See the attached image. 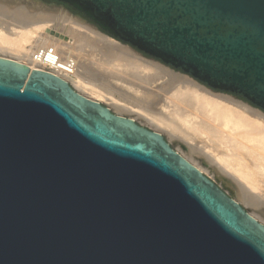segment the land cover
I'll return each mask as SVG.
<instances>
[{
    "label": "water",
    "instance_id": "water-1",
    "mask_svg": "<svg viewBox=\"0 0 264 264\" xmlns=\"http://www.w3.org/2000/svg\"><path fill=\"white\" fill-rule=\"evenodd\" d=\"M54 1L264 113V0ZM0 264H264V224L162 133L0 55Z\"/></svg>",
    "mask_w": 264,
    "mask_h": 264
},
{
    "label": "bare ground",
    "instance_id": "bare-ground-1",
    "mask_svg": "<svg viewBox=\"0 0 264 264\" xmlns=\"http://www.w3.org/2000/svg\"><path fill=\"white\" fill-rule=\"evenodd\" d=\"M32 8H10V4L0 1V53L11 54L16 59L25 61L30 69L45 70L35 53L40 49L52 47L58 58L56 71L52 73L64 79L70 78L74 84L110 102L116 111L128 109V112H137L142 117L145 116L142 120L165 131L171 138H183L188 155L205 156L208 164H214L222 173L238 183L236 188L239 187V190L235 194L240 201L253 209L263 207L264 188L261 189L262 184L259 183L256 173H264V117L258 111L241 102L215 94L188 77L174 75L165 67L162 69L159 64L144 61L138 58V55L121 49V46L98 40L97 37L96 41L91 42L96 45L101 42L98 48L103 51L101 50L97 63L93 64H99L101 68L93 70L92 75L83 74L80 69L87 65L74 63L75 54H72V48L70 50L56 46L53 36L43 32L47 19L53 16L52 20H59L61 15L37 13L33 12ZM58 27L60 29L62 26ZM67 29L66 26L62 27L64 32ZM68 34L74 37V44L79 37L77 35L83 33L69 29ZM88 37L87 39H90ZM49 45L50 47H47ZM77 46L73 48L76 54V50L84 48L82 45ZM114 86L119 89L124 87V92H128L130 99H141L139 101L143 103H140V106L133 105L125 97L114 93ZM148 88L156 90L150 92ZM158 101L162 104L155 110L154 105ZM194 125L206 128L213 137L223 139L226 149L222 156L217 157L209 153L208 150L213 149V146L206 142H212V139L201 141L190 136L187 129H192ZM239 150H242L240 153L244 152V155L237 153ZM217 159H223L225 167L217 163Z\"/></svg>",
    "mask_w": 264,
    "mask_h": 264
},
{
    "label": "rangeland",
    "instance_id": "rangeland-1",
    "mask_svg": "<svg viewBox=\"0 0 264 264\" xmlns=\"http://www.w3.org/2000/svg\"><path fill=\"white\" fill-rule=\"evenodd\" d=\"M0 1L5 2L7 4H10V8H12V7L13 8H16V7H33L34 9L33 8H32L33 10L31 9L33 12L43 13V14H48V15H54L55 14L56 16L61 15L59 20L58 19L56 20L55 18H54V20H52L51 17H53V16H51L49 19H47V21H46L47 22L46 23V29L43 32L44 33L45 32L49 33V32H47V29H50L53 32H56L57 35L54 34L53 32L49 33L51 36H53V39H55V42L57 44L56 46H60V47L62 46L61 48H63V49L72 48V50L71 49L70 50H71L72 54H75L74 55L75 57L73 58L74 63L75 64H77V63H80V64L82 63L83 64L84 63L85 65H87L86 67H83L82 69H80V71L83 74L92 75L91 73H92L93 70H95L96 68L97 69L101 68L99 66V64L98 65L93 64L95 62L97 63L96 60H99V56H101L100 54L102 53L101 52L102 49L98 48V45L100 46L101 42H100V44L97 43V45H96L95 42L92 43L93 41H96V37H97L98 40H103V41L112 43V44H114V45H116L118 47L121 46V49L123 48L124 50H128L129 52L133 53L136 56L138 55L137 57L142 59V60H144V61H147V62H150V63L153 62L152 64L156 63V65L159 64L162 69L166 68V70L168 72H170V73H172L174 75L176 74L178 76H185V77H188L189 79L192 80V78L190 76H188L186 74H183V73H179L177 70L172 69L171 67H169L167 65H164L163 63H161V62H159L157 60H154V59H151V58L142 57L141 54L138 51H136L135 49H133L129 45H127L125 43H120V41L114 39L113 37H110V36H108L106 34H103L99 30H97L95 27L90 25L89 23H86L83 20H81L80 18H78L76 15L69 13L61 5H56V4L52 5L51 4V5H48L49 7H47V4L40 3V2H37V1H33V0H22V1H19L18 3H15L16 0H0ZM42 6H45V8H43ZM55 25H57V26H55ZM58 26H62V27L66 26L68 28L67 29L68 31L66 30L64 32V31H62V27L59 29ZM69 29H71V30L75 29V30H78L80 33H83V34H80V35L78 34L77 35V36L80 37V38L78 37V39H81V40H78L77 38H76L77 40H75V42L77 44L79 43V44L82 45V46L80 45L81 47H84L83 50H76L77 54L75 52H73V48L75 46H77V44L76 43L73 44L74 37L72 38V37H70L71 35L68 34L69 33ZM66 32H68V33H66ZM87 36H89L88 38H90L91 40L87 39ZM82 37H85L86 39H84ZM93 38H95V40ZM84 40L87 42L86 46H88V47L85 46L86 42ZM81 42L82 43L85 42V44H82ZM67 43H69V44L67 45ZM79 44H78L77 47H80ZM65 45H67V47H65ZM92 46H95V47H92ZM47 47H50V45L47 46ZM5 54L0 53L1 56L9 57V58H12L14 60H17L18 62L26 64L25 61L18 60L14 56H11V54H6V55ZM75 59H77V60H75ZM43 66L44 65H42V67ZM46 71H50V70H46ZM65 80L68 81V83H70L73 86V88H75L79 93H81V94H83V95H85V96H87V97H89L91 99L97 100V101H99L102 104H105L113 112H115L117 114H120V115H123V116L131 117V118L135 119V121L138 122L139 124H141L143 126H146L147 128H149L151 130H155V131H158V132L162 133L166 137V139L169 141L171 146L176 151H178L185 158H187L194 165H196L199 169H201L203 171V173L205 175H207L211 180H213L222 190H224L229 196H231L234 199H236L251 215H253L257 220H259L261 223L264 224V204H263V207L261 209H253L250 206L244 204L242 201H240L237 198L236 194H235L237 192V190H239V187L236 188V185H238V183L234 179L229 177L228 175H225L224 173H222V171H220L219 168L217 166H215L214 164L213 165L212 164H208V160H207V158L205 156L199 157L197 155H188L187 154V150L188 149H187L186 141L183 138L181 140L178 139L177 137L176 138L175 137L171 138L165 131L158 129V128L152 126L151 124H148V122H145V120H142V119H144L143 117H145V116L142 117V115L141 114L139 115L137 112H128V109L126 110V108H125L126 111H122V112L116 111L114 109V107L112 106V104L110 102H108L107 100H105L103 98H100V97L98 98V96H95L93 93H91L89 91H86V89L83 88L82 86L74 84V82L70 78H65ZM121 89H123V90H121ZM121 89H119L118 87L114 86L113 87V92L116 93L117 95L121 96L122 98L125 97L129 102L133 103V105L136 104V105L140 106L141 105L140 103H143V101H139V100H141L139 98H136V99H139V100H136V101H134L135 99H130V97H128V92L127 93L124 92V91H126V89L124 87L121 88ZM148 89H149L148 91H150V92H155L154 90H156V88H154V89L153 88L152 89L148 88ZM211 92H213V91H211ZM215 94H219V95L224 96V97H226L228 99H231V100H234V101H238V102H241V103L246 104L247 106H249L244 100H242V99H240V98H238V97H236L234 95L222 94V93H215ZM161 104H162V102L158 101L154 105V109L155 110L159 109L161 107ZM144 106H145V103H144ZM249 107L254 109L252 106H249ZM254 110L258 111L259 114H261V116L264 117V113L262 111H259L257 109H254ZM187 130L190 133V136L194 140H201L202 141V140H207L208 138L212 139L213 140L212 142H206V143L210 144L211 146H213V149H209L208 150L209 153L214 154L213 156H217V157L218 156H222V152H224L225 149H226V146H225V144L223 142V139H221L220 137H216V136H214L215 137L214 138L211 132H209L206 128H203L201 126L194 125V127L192 129H187ZM206 134L208 135L207 137H206ZM241 151L242 150H239V151H237V153H239L241 155H244V152H243V154L240 153ZM243 157H245V156H243ZM216 162L219 163L220 165H222L223 167H225L224 166L225 163H224L223 159H222V161L221 160L219 161L217 159ZM261 173H256V177H259V183L262 184L261 189H263L264 188V178H263L264 173L263 172H261ZM234 181H235L236 184L234 183Z\"/></svg>",
    "mask_w": 264,
    "mask_h": 264
},
{
    "label": "built area",
    "instance_id": "built-area-1",
    "mask_svg": "<svg viewBox=\"0 0 264 264\" xmlns=\"http://www.w3.org/2000/svg\"><path fill=\"white\" fill-rule=\"evenodd\" d=\"M35 55L37 56L39 61H42V64L44 65L42 68H44L45 70H51V72L56 71L55 69L58 58L52 47L40 49L35 53Z\"/></svg>",
    "mask_w": 264,
    "mask_h": 264
},
{
    "label": "flooded vegetation",
    "instance_id": "flooded-vegetation-1",
    "mask_svg": "<svg viewBox=\"0 0 264 264\" xmlns=\"http://www.w3.org/2000/svg\"><path fill=\"white\" fill-rule=\"evenodd\" d=\"M19 1H22V0H16L15 3H18ZM33 1H37V2H40V3L47 4V0H33ZM50 2H51L52 5L56 4V5L63 6L69 13L73 14L72 10L70 8H68L65 4L57 2V1H54V0H50Z\"/></svg>",
    "mask_w": 264,
    "mask_h": 264
}]
</instances>
